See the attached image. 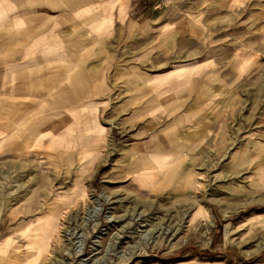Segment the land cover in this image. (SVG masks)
Returning a JSON list of instances; mask_svg holds the SVG:
<instances>
[{
	"label": "rangeland",
	"instance_id": "rangeland-1",
	"mask_svg": "<svg viewBox=\"0 0 264 264\" xmlns=\"http://www.w3.org/2000/svg\"><path fill=\"white\" fill-rule=\"evenodd\" d=\"M248 3L222 14L202 0H146L144 30L88 45L113 58L99 120L59 111L75 127L65 148L57 111L43 110L47 135L0 149V264H264V0ZM187 19L203 28L197 39L160 44ZM195 56L224 87L192 125L157 101L151 75Z\"/></svg>",
	"mask_w": 264,
	"mask_h": 264
},
{
	"label": "crops",
	"instance_id": "crops-1",
	"mask_svg": "<svg viewBox=\"0 0 264 264\" xmlns=\"http://www.w3.org/2000/svg\"><path fill=\"white\" fill-rule=\"evenodd\" d=\"M202 1L208 2L202 11L230 14L245 10L239 8L242 0ZM248 1L246 6L256 4V0ZM145 4L146 0H0L1 150L24 146L28 133L47 135L49 122L41 119L43 110L57 111L53 113L57 120L52 122L57 135L55 143L65 148L71 144L70 132L75 127L64 128L65 112L59 111L72 110L67 115L76 119L85 116V109L97 110L89 115L99 120L101 108L109 106L114 92L111 78L106 75L113 58L108 52L93 49L97 44L113 41L118 32L129 35L134 29L144 30ZM202 30L197 22L187 19L165 33L160 44H167L171 50L172 44L177 47L185 35L195 40L199 35L193 33ZM91 44L92 52H88ZM198 60L195 56L190 61L197 65L189 62L151 75L162 82L154 96L157 101L174 110L185 108L175 118L192 125L194 119H200V112L204 116L214 108L213 99L224 87L210 67H205L208 64ZM137 69L139 73L138 66ZM123 73H128V67H122ZM141 74L143 78L144 73ZM34 115L39 119L37 125L34 120L27 127L22 126Z\"/></svg>",
	"mask_w": 264,
	"mask_h": 264
},
{
	"label": "bare ground",
	"instance_id": "bare-ground-1",
	"mask_svg": "<svg viewBox=\"0 0 264 264\" xmlns=\"http://www.w3.org/2000/svg\"><path fill=\"white\" fill-rule=\"evenodd\" d=\"M52 222H47L46 224H45V230H44V236L46 237L45 238V242H46V244H47V241H48V239L51 237V232L53 231V229L56 227L55 225H56V223H55V221L52 219L51 220Z\"/></svg>",
	"mask_w": 264,
	"mask_h": 264
}]
</instances>
